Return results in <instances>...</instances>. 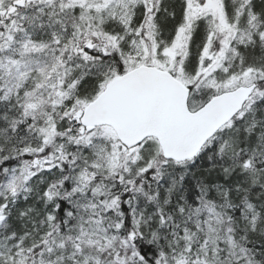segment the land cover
<instances>
[{
  "label": "snow or ice",
  "instance_id": "snow-or-ice-1",
  "mask_svg": "<svg viewBox=\"0 0 264 264\" xmlns=\"http://www.w3.org/2000/svg\"><path fill=\"white\" fill-rule=\"evenodd\" d=\"M0 264H264V0H0Z\"/></svg>",
  "mask_w": 264,
  "mask_h": 264
}]
</instances>
